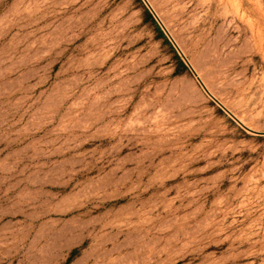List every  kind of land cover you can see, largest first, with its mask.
Instances as JSON below:
<instances>
[{
	"label": "rangeland",
	"instance_id": "374dc122",
	"mask_svg": "<svg viewBox=\"0 0 264 264\" xmlns=\"http://www.w3.org/2000/svg\"><path fill=\"white\" fill-rule=\"evenodd\" d=\"M147 1L0 0V264H264V0Z\"/></svg>",
	"mask_w": 264,
	"mask_h": 264
},
{
	"label": "water",
	"instance_id": "95a60500",
	"mask_svg": "<svg viewBox=\"0 0 264 264\" xmlns=\"http://www.w3.org/2000/svg\"><path fill=\"white\" fill-rule=\"evenodd\" d=\"M144 3L146 4V6L148 7L149 11L152 13V15L154 16V18L156 19V21L158 22V24L160 25V27L165 31V33L168 35V31L166 30L165 26L163 25V23L161 22V20L159 19V17L157 16V14L155 13V11L153 10V8L151 7V5L149 4V2L147 0H143ZM178 52L180 53V55L182 56V58L184 59V61L187 63V65L190 67V69L193 71L192 67L190 66V64L187 62L185 56L183 55V53L177 48ZM194 72V71H193ZM224 110H226L235 120H237L239 123H241V121L239 119H237L219 100H217L212 94H209ZM242 124V123H241ZM243 125V124H242Z\"/></svg>",
	"mask_w": 264,
	"mask_h": 264
},
{
	"label": "bare ground",
	"instance_id": "6f19581e",
	"mask_svg": "<svg viewBox=\"0 0 264 264\" xmlns=\"http://www.w3.org/2000/svg\"><path fill=\"white\" fill-rule=\"evenodd\" d=\"M155 10V9H154ZM187 56V55H186ZM191 65V64H190ZM199 77V76H198ZM203 81V80H202ZM201 81V82H202ZM204 82V81H203ZM202 87H203V89L205 90V92L209 95V94H212L211 92H210V90H208L207 88H206V85H202ZM210 96V95H209ZM222 103V102H221ZM241 122H243V121H241Z\"/></svg>",
	"mask_w": 264,
	"mask_h": 264
},
{
	"label": "trees",
	"instance_id": "16d2710c",
	"mask_svg": "<svg viewBox=\"0 0 264 264\" xmlns=\"http://www.w3.org/2000/svg\"><path fill=\"white\" fill-rule=\"evenodd\" d=\"M159 29V28H158ZM160 30V29H159ZM180 63L185 67L184 63L180 60Z\"/></svg>",
	"mask_w": 264,
	"mask_h": 264
}]
</instances>
